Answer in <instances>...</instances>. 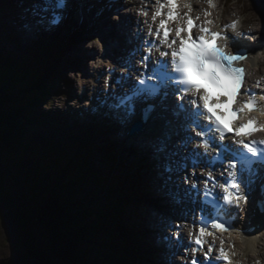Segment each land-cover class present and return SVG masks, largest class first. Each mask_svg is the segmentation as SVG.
<instances>
[{"label":"clouds","instance_id":"1","mask_svg":"<svg viewBox=\"0 0 264 264\" xmlns=\"http://www.w3.org/2000/svg\"><path fill=\"white\" fill-rule=\"evenodd\" d=\"M123 3L131 6L124 11L134 14L132 34L139 40L135 61L121 66L103 59L105 46L96 37L84 45L100 53L88 62L89 70H104L105 94L115 93L123 78L131 79L148 99L160 95L161 100H170L185 133L177 147H187L199 160L211 162L192 160L196 166L178 178L190 190L192 201L198 199L214 211L209 218L196 209L188 219L172 222L164 240L179 254L166 255L165 264H264V228L249 234L246 219L254 213L250 189L253 192L258 185L264 196V35L259 16L251 22L255 12L242 11L241 0ZM120 19L112 16L114 22ZM52 23L56 26L58 21ZM150 62L156 67L166 63L168 78L161 81L150 71ZM67 76L81 95L85 85L90 97L98 87L96 80L82 79L80 72ZM70 104L76 106L75 101ZM90 104L85 101L84 107ZM154 107L149 105V110ZM229 147L250 157L243 176L238 162L224 158L222 148ZM192 190H198L199 197ZM255 207L264 214V201L257 200ZM156 242L160 243L159 236Z\"/></svg>","mask_w":264,"mask_h":264},{"label":"rangeland","instance_id":"2","mask_svg":"<svg viewBox=\"0 0 264 264\" xmlns=\"http://www.w3.org/2000/svg\"><path fill=\"white\" fill-rule=\"evenodd\" d=\"M23 2L24 0H0V3L2 4L0 7V51L3 49L5 52L4 55L0 54V172L3 173L2 177L5 181V183L3 182V184H5L4 188L5 191L8 192V194L12 198V205L17 206L18 204L19 208L17 210H20L19 213H14L13 211H11L10 213L9 210H11V207L4 206L0 203V264H3L4 260L8 262L7 264H34L33 254H35V252L33 251L32 246L29 247L27 246V244V248L24 246L25 237L23 231L18 226V224L20 225V221L19 219H17V224L14 221L13 216L17 217L22 215L25 223H27L28 225V229L30 230L29 233L33 234V239L36 240V243L34 242L33 244H36L37 247L43 249L39 250L40 252L43 251L44 253H49L47 231L45 229L43 231L42 229L41 232H39V230L37 229V226L45 227L46 223L44 221H39L41 223L39 224L38 220H36L35 217H37V219L38 217L40 218V216L45 210L49 213L51 212V208L47 209V205L49 203L47 201L50 199L52 192H57L58 194H61L62 202H69L72 205H75L73 202L75 196L78 198H82V202L84 204V207H82V209H85V211L94 207L91 210L92 213L89 211V214L92 217L90 215L86 217V219H88V226L90 227V230L87 232V235L90 237H87L88 242L86 243V246L88 251H92L93 254L90 258L91 260L86 258V262L89 261L88 264H108V253L110 252L111 255L112 252H117L118 254H116L120 258V255L124 254L120 252V250H122L120 247H122L123 245L130 247L129 243L132 244L134 242V236L136 234L139 239L143 242H145V238H147L149 241L153 240L152 237L151 240L148 237L150 236L149 234H152V232H147V227L143 222V224L140 225V233L136 232L138 230L137 227L139 226V218L141 219L147 217V226L149 227L151 221H155V219L163 220L162 216L164 212L165 214L168 213L164 206L160 205L165 200V195L163 194H165L166 192L161 187V185L159 186L160 191H158V188L156 187L157 182L165 183L164 179L162 178L163 175L158 173V176L150 174L151 176L147 177V175H145V168L143 169V167L138 164L142 161L143 156L152 158L151 153L147 152L143 148V146H141V140L134 142L135 144L128 140L129 144H133L132 155L129 158L131 163L127 167V171L130 173V177L124 176L123 170L121 171L123 176L117 175L116 168L112 172V174L106 175L107 172L104 168H102L100 172L99 165H103L105 162L108 163L106 155L103 151V149L106 147L105 143L110 144V142L112 141L109 139H111L113 136L112 134L105 136L104 133L106 131H104V128L106 129V127H108L109 125H113V123L111 122L110 124L107 123L106 120H104V123L106 124H104V126H100L98 129L97 127L91 126L93 125L91 124V119H88L87 121L85 115L86 113H84V100L90 98L88 85L84 86L83 94L81 95L79 93V89L76 86L75 81L69 80L68 76L64 75L62 77H64V80L67 81V83L62 84L61 78L58 81L55 80L56 82H59L58 87L61 88V92L59 93V95L51 94L50 92L45 93L44 91V96H42L41 99L39 98L40 92H37L35 88L37 87V85L39 86V84H37L39 83L37 81V75L40 72V67L38 69L35 68L33 72L32 68L29 67L28 63L22 64V62L24 63V61L28 60L29 58L31 59V63H35L31 56H27V50L24 52L23 55H19L18 52H15L19 50V47H27L29 45L28 42L32 40V37L35 42L40 38L34 36L31 37L29 35V32H27L29 31V21H26V24H24L22 18L24 13L28 11L27 9L31 8L32 5ZM29 2L34 3V0H29ZM241 2L244 4V8L242 9V11L255 12V16L249 17L251 22H255V17L259 16V26L260 29H262L263 27L261 23L264 22V16L260 15V9L258 8L262 7L261 12L264 14V4L261 2V0H241ZM6 3L8 4L7 6H5ZM3 5L5 6V10H3ZM42 15L46 16L45 13ZM46 19L48 20L49 18L46 16ZM6 27L7 29H5ZM68 27H70L71 29V24ZM3 29H5L6 32L5 30L2 31ZM10 36L15 37V42L6 39L7 37L11 38ZM81 41H83V44H86L84 40ZM59 43L60 40L57 41L56 49L53 46L49 49L48 53L43 54L52 55L54 49L61 50ZM9 44H12L13 46L10 47ZM52 44L55 45L54 43ZM114 44V41H110L106 45L104 44V54L110 52L109 49L111 48L115 49L116 46L114 47ZM15 46L16 48H14ZM37 47L38 54L39 51L42 52V48H40L39 46ZM99 55L100 53L96 49H87V51L84 52L82 50H78V48H73L69 56L74 58L76 57L77 59H80L81 62H70L69 70L75 72L76 66H78L80 71L81 69L83 71H90L88 62L90 60H95ZM10 57L12 59H16L18 62H21L19 64L22 65L23 68H25L24 72L27 75L26 79L22 80V75H19L18 67L20 65L16 66L17 68L12 67L15 65L10 64L13 63L12 61H10ZM66 60V57L63 56L62 63L64 66H67L69 68V62H67ZM2 61H4L3 65H1ZM97 70L98 71H92L93 76L89 79L96 80L97 77H104V75L101 76L100 73L104 72V70ZM43 73L44 72H42V74ZM60 73L61 75L62 73L67 74L66 69H61ZM41 76L42 75H40V77ZM86 79H88V77H86ZM102 84L103 78L100 81V85ZM30 87H33L31 90L32 92L30 91ZM51 88L52 86H49L50 90ZM33 89L36 91H33ZM61 96L64 97L63 100H60ZM67 98H69L70 102L75 101L76 106H72L70 102L67 105H64V102H66ZM90 101L91 104H93V101L95 102V96L94 100ZM58 103H62L64 107H57ZM43 105H49V110H54L52 112H49L48 109H45L43 107ZM40 106L42 108L41 110ZM74 110L77 111L76 114H73ZM23 111H25L26 113H23ZM69 111L71 112L69 113ZM80 113L83 117H81L82 120L77 122L76 119H78ZM8 114H14V116L17 117L20 116L19 123L22 127L21 129H23V133H17V135H19V138L16 139L17 143L15 146L3 144L4 141L2 136L7 126V123L5 121H8ZM95 120L99 121L100 119L96 118ZM76 126L82 127L76 128ZM88 126L90 131L86 136L83 137V130ZM48 129L49 131L47 132ZM47 133L49 134V136ZM65 133L72 134L70 138H68L69 135H67L66 138V140L69 139L65 143L66 145L68 143L67 148L69 150L67 155L68 157L66 156V159L61 158L59 149L57 148L64 147V144L61 142V139L64 137ZM50 134H55V137L52 138ZM63 140L65 139L63 138ZM115 140L117 144H119L118 138L115 137ZM25 141H29V143L25 144ZM70 143L73 144L74 148L71 149L69 145ZM120 143H122L124 146L126 145L124 144L126 143V141ZM81 146L83 147V153H81ZM135 150H137V152ZM48 151H50V153ZM118 151L119 150H116L117 153ZM54 153L57 154L54 155ZM69 158H73L74 162L76 163L73 164V167L68 168V163H70ZM103 159H106V161L104 162ZM163 162L164 161H160V165ZM84 163H86L87 165L86 171L81 168ZM148 163H150L151 166H154V161L152 159L148 161ZM146 164L147 162L145 163V165ZM120 168H122V165L120 166ZM81 169L83 170V173L81 172ZM137 169H143V176L147 179V181H150L151 187L147 188L144 184H140L143 188L135 187L134 189H130L131 185L135 186L136 184L132 182L133 175H138L141 179L140 171ZM159 169L160 168H156V171L158 172ZM77 171L80 173V175H84L82 177H85V187H82L81 181L78 180ZM113 174H115L116 176L113 177ZM99 177L108 179L109 182L111 181L109 183V187H111L112 185L119 186L124 193L129 194L132 202H130V199L127 198V201L129 203H127V205L125 206H120L119 201L116 200L115 206L113 207L111 205V201L114 198L110 196L112 195L111 192L101 197L98 194L95 195V193L97 192L95 189L104 186V184L106 183H101L100 179H95ZM126 177L130 179L128 180ZM166 178L167 177H165V180ZM88 179H90V181ZM122 185L124 188H122ZM174 187L175 184L173 183L172 188ZM160 193L162 194L160 195ZM99 197L101 203H98ZM136 198L143 199L139 201L141 203L140 205L136 203ZM168 198L171 197L168 196ZM171 199L173 200V198ZM5 200L7 201L8 198H6ZM132 203L135 207L136 216H139V214L142 212V215L138 218L133 217L134 208H132ZM76 204L79 205L77 202ZM78 209L80 208L78 207ZM111 209L115 210L118 215L119 213L122 214L119 217L116 215V219L120 217L123 218L121 219L123 228H118L120 233L118 231H115L114 234H110L111 236H107L106 234H103V232L107 229L108 226H114L113 221L111 220L113 219L114 214L110 212L108 215L112 218H108V216L103 215V213L104 211H108ZM20 213L22 214L20 215ZM50 215L47 216V220H49L50 222L53 220L54 223H56L58 217H54L53 215L51 217ZM64 216L65 215L62 214V217ZM60 221H63V219ZM56 224L57 227L53 228V230L59 233L60 230L63 229V227H60V223ZM70 228L71 227L66 229L70 230ZM153 229L156 230L158 233L161 232V229L155 227H153ZM33 239L31 238V240ZM57 240L59 241L57 242V245H59L60 240L58 238ZM126 240L128 244L125 243ZM137 242L138 240L136 239V243ZM63 244L65 246L68 245L66 241ZM91 244H93L94 246H92ZM81 245L83 246V244ZM110 246H113L114 249L109 250L108 248ZM56 248L58 247L56 246ZM137 249L139 252L141 251V248ZM175 251H177L178 254V250ZM133 252H135V250ZM126 254L132 256V258L129 257V259L135 262V264H147L151 260H153L154 262L158 261V254L152 253L150 250L146 251L142 256L136 255V259H134V256L132 254H129V252ZM45 256L46 257L43 258V260L46 262L45 264H69L56 259L54 255ZM114 261L119 262V259ZM127 264L131 263L129 262Z\"/></svg>","mask_w":264,"mask_h":264},{"label":"bare ground","instance_id":"3","mask_svg":"<svg viewBox=\"0 0 264 264\" xmlns=\"http://www.w3.org/2000/svg\"><path fill=\"white\" fill-rule=\"evenodd\" d=\"M24 2H26V3H29V4H33V3H31V2H29V0H24ZM23 2V3H24ZM93 2H96V1H93ZM103 3V2H102ZM96 5H98V3H95ZM1 3H0V7H1ZM99 5H101L100 3H99ZM103 5H104V3H103ZM32 8V7H31ZM100 8V6L99 7H97V9H99ZM117 8V7H116ZM115 8V9H116ZM259 9H260V15L261 16H264V14L261 12L262 11V7H258ZM41 9V8H40ZM84 9L85 8H80V10H78V13H76V15H73V16H71L70 17V19H69V15H68V18L66 19V20H68L67 22H69L70 24H71V29H70V27H68V26H66V27H64L63 26V24H64V22H65V18H62L61 17V19H60V21L62 22V24H60V25H56V26H53V21H55V18H53L52 20L51 19H46V16H44V15H42V14H44L45 12H43L44 10H42V14L39 16V18L38 17H36L34 14H33V12H32V9H30V11H26L25 13H24V15H23V21H24V24H26V21H29L28 22V25H29V31H27V32H29V35L32 37V36H34V37H40L39 38V40H36V42L33 40V37H32V40H30L29 42H28V46L27 47H19L18 49L19 50H17V51H15V52H21V53H23V51H22V49H24L25 51L27 50V56H31V55H33V53H35V55L32 57L31 56V58L35 61V63H36V65H35V68L36 69H38L39 67H40V65H39V62H42V54L43 53H48V51H49V49L50 48H52L53 46H54V48L56 49V44H57V41L58 40H60V43L61 42H64V44H60L59 43V45H60V49L61 50H65V52H64V57H66V61L67 62H69V68L67 67V66H64L63 65V63H62V66H63V68H65L66 69V73L68 74V72H70V62H72V63H74V62H81V60L80 59H77L76 57L74 58V57H71V56H69L70 54H71V50L73 49V48H75V49H77L78 48V50H82V51H84V52H86L87 51V49L84 47V45L85 44H83V41H81L80 39H81V37L79 38V40H77L76 42H69V40L71 39V34H70V32H73V31H78V32H80V31H84V30H82V29H88L89 31H91L93 34H97L98 36H100V39H102V36H104L105 35V32H108L109 33V36L111 37V35H114L113 36V38H121L122 36H121V34L120 33H117V31H115V33L113 34V32H114V30H115V26H116V24L114 23V22H111V17L110 16H112V15H110V13L109 12H107V11H105V12H103L100 16H98V17H96L97 18V20L95 19V21H94V23H93V20L91 19V18H89L88 16H87V13H85L84 12ZM101 11V10H100ZM99 11L98 10H95V11H93L92 13L90 12V15H91V17H95L96 15H97V13H98ZM122 12H123V10H120V14H121V19H122V21H123V23H124V27L126 28V29H132V26L130 27L129 25H125V23H127V21H128V18L126 17V16H128L127 15V13L126 12H123V13H126V14H122ZM119 13V12H118ZM115 15H117V13H115ZM1 18V17H0ZM26 19V20H25ZM81 19H83V22L82 23H80V20ZM4 20H5V15H4ZM38 20H39V22H38ZM97 21V22H96ZM108 24H107V23ZM42 23H43V25H42ZM49 23H50V25H49ZM46 25H47V27H46ZM66 25V24H65ZM120 27H123V24L122 23H120V24H118ZM51 26H53V27H51ZM80 30V31H79ZM260 33H262V34H264V31H263V28L262 29H260ZM76 34H78V33H76ZM41 35V36H40ZM82 35L83 36H86V34H84V33H82ZM68 36H70V38H68ZM109 36H108V38H109ZM11 38H9V37H7L6 39H9V40H12L13 42H15V37H13V36H10ZM88 38V41L89 40H91V39H93L92 38V36H90V37H87ZM95 38H96V36H95ZM47 42H50V43H47ZM85 41V40H84ZM88 41H85V43H87ZM109 41H105L104 42V44L106 45L107 43H108ZM52 43H54L55 45H53ZM76 43H77V45H76ZM19 44H20V42H19ZM120 48H122L123 46H125L123 43L121 44V42L120 41H117V43H116ZM119 44H121V45H119ZM10 45V47H12L13 45L12 44H9ZM37 46H39V47H41L42 48V52L41 51H39V53L37 54V52H38V47ZM62 47H64V49H62ZM114 47H115V44H114ZM14 48H16V46L14 47ZM55 49H54V53H56L55 52ZM61 52V51H60ZM0 53L1 54H5V52H4V50L2 49L1 51H0ZM127 53V52H126ZM16 54V53H15ZM36 55H37V57H36ZM50 55V54H49ZM130 55H134V54H130ZM119 56H120V58H121V62H122V65H123V62H124V64H125V61H127V56L125 55V54H123L122 52H120V54H119ZM19 57V56H18ZM16 60V59H15ZM31 59L29 58L28 60H26L27 62H29L30 63V65H32V63H31V61H30ZM1 61V60H0ZM7 61H9V60H7ZM10 61H12V59L10 60ZM1 64L3 65L4 64V61H2L1 62ZM7 64H8V62H7ZM13 65H14V63H12ZM48 64V66H51V65H49V63H47ZM29 65V64H28ZM30 65H29V67H30ZM127 66V65H126ZM14 67H16V66H14ZM17 68V67H16ZM58 69H60L59 67H58ZM32 70H33V72H34V68H32ZM96 71H98V70H96ZM65 72V71H64ZM81 73H85V72H88V73H85L86 74V77H88V78H91L92 76H93V74H92V71H91V75H89L88 76V74H89V71H83V70H81L80 71ZM101 73V76H103V75H105V72H100ZM86 77H84L85 79H86ZM67 78V77H66ZM101 78V80H102V78L103 77H100ZM120 79H122V78H120ZM70 80V79H69ZM100 80V81H101ZM116 80H117V77H116ZM119 87L121 88V84H119ZM37 88H38V86L35 88L36 90H37ZM45 91V89H42V93L41 94H43V92ZM72 100H74V99H72ZM71 100V101H72ZM85 100H87V99H85ZM85 100H84V102H85ZM94 100V99H93ZM92 100V101H93ZM149 100V99H148ZM88 101V100H87ZM150 101V100H149ZM70 102V100H69V98H67V100H66V102H64V105H67L68 103ZM134 102V101H133ZM148 102V101H147ZM151 102V101H150ZM93 104H94V101H93ZM92 105V104H91ZM89 106L88 108H85V111H84V113H86L85 115H86V119H87V121H88V119L90 120H92V122H91V124H93V125H91V126H93V127H97L98 129H99V127L100 126H104V124H106V123H104L105 121L104 120H106L107 121V123H110L111 124V119L109 118V117H104L103 116V114H97V115H95V114H92L91 112H93V110L95 109V108H93V106ZM150 104H148V106H149ZM97 106H100V103L97 105ZM155 106V105H154ZM164 107H166L168 110H173V106H172V104L169 102V101H167L166 103H164ZM145 108V110L143 109L142 111H143V113H142V115H143V117L147 120V119H149L148 121H151V119L157 114V112H159V108L157 107V110L154 108L153 110H149V107H144ZM101 110V109H100ZM98 111V112H101V111ZM129 111V110H128ZM148 111V112H147ZM71 111H69V113H70ZM76 110H74L73 111V114H76ZM132 113V112H131ZM128 114H130V113H128ZM80 116H82L81 115V113L79 114V117H78V119H76L77 120V122H79L80 120H82V118L80 117ZM100 119L99 121L98 120H95V119ZM131 118L132 117H130L129 119H126L127 121H126V124H125V126L123 125V126H120L119 124H117V126H116V131H112L110 134H112L113 136H112V138L111 139H109V140H111L112 142H115V143H117L116 142V140H115V137L116 138H118V140H119V143L120 142H123V141H126V143H124V144H126L125 145V147L127 148V149H129L130 150V153L128 154V152L127 153H124V151L122 152V150L120 149V151H118V153L116 152V150H117V148H120L119 146L118 147H113L112 146V144L110 145V144H106L105 143V145H106V147L103 149V151H104V153H105V155H106V158H108L109 156H107L110 152H112L113 154L111 155L112 157H111V159L113 160V161H115L116 162V164H117V168H116V174L117 175H121V176H123V174L121 173V171L123 170L122 168H124V167H126V170H127V167H128V165L131 163L130 162V156L132 155V150H133V147H132V145L133 144H135L134 142H136V141H138V140H141V142H142V145L141 146H143V148L147 151V152H149V153H153V152H155L156 150L157 151H159V148H153V147H150V145H149V142L148 141H146V139L145 138H143L141 135V133H139V131H130V127H128V122L131 120ZM151 118V119H150ZM110 121V122H109ZM113 123V122H112ZM113 125H114V123H113ZM79 127H82V126H76V128H79ZM49 131V129L47 130V132ZM54 131V130H53ZM90 131V129H89V126L87 127V128H85L84 130H83V137L84 136H86L87 134H88V132ZM105 131L107 132V130L105 129ZM106 132L104 133V135L106 136L107 134H106ZM131 133V134H130ZM48 134V133H47ZM56 134V133H55ZM55 134L54 135H52V134H50V136L52 137V138H54L55 137ZM131 136H130V135ZM67 135H69V137L68 138H70L71 136H72V134H67V133H65V135H64V139L65 140H63V138L61 139V142L64 144V148H66L67 150L65 151V153H66V155H68V152H69V150H68V148H67V145L65 144L68 140H66V138H67ZM48 136H49V134H48ZM74 136V135H73ZM105 136H103V137H105ZM133 136V137H132ZM103 137H101V138H103ZM128 140L130 141V142H133V144L131 145V144H129V142H128ZM80 142V141H79ZM120 144H122V143H120ZM123 145V144H122ZM62 148V147H61ZM80 149H81V153H83V147L81 146L80 147ZM124 149V148H123ZM136 152H137V150H135ZM49 153H50V151H48ZM125 152H126V150H125ZM139 153V152H138ZM55 154H57V153H55ZM119 154V155H118ZM126 154V155H125ZM156 156H157V158H158V160H159V162L160 161H164V156L160 153V152H157L156 153ZM195 156V155H194ZM187 157V156H186ZM196 157V156H195ZM197 158V157H196ZM199 158V157H198ZM127 159V160H126ZM155 159V158H154ZM72 160H73V158H72ZM104 160V162L106 161V159H103ZM156 160V159H155ZM157 161V160H156ZM186 162H187V160H186ZM189 162H191V158L188 160V163ZM71 164H72V166H70V167H73V162H71ZM139 165H141L142 167H143V162L141 161V162H139L138 163ZM163 164V163H162ZM161 164V165H162ZM122 165V168H120V166ZM192 167V166H191ZM69 168V167H68ZM81 168H83L84 169V171H86L87 170V165H86V163H84V165L81 167ZM102 168H104L105 170H106V168H108V164L105 162L103 165L101 164V165H99V169H100V172H101V169ZM90 169V168H89ZM143 169H144V167H143ZM142 169V170H143ZM142 170L140 171V174H141V179L139 178V176L138 175H133V179H132V182H134L135 180H137L139 183H138V185L136 186V187H141V188H143L140 184H142L141 183V180H142V182H144L143 184L145 185V187H147L146 186V184L147 183H149L150 181H147V179L146 178H144V176L142 175L143 173H142ZM72 171V170H71ZM119 172V173H118ZM146 172V171H145ZM147 173V172H146ZM158 173H160L161 175H163V176H165V177H167V174L164 172V171H162V169L160 168L159 169V171H158ZM114 176H116L115 174H113V177ZM136 178H135V177ZM162 176V178L164 179V181H165V177H163ZM180 176L179 175H174V178L171 180V181H167V184L166 183H163V182H157L156 183V187L158 188V191H160L159 190V186L161 185V187L165 190V194H163V195H165V197H164V202H162L160 205L161 206H164V208L167 210V211H169V208L170 207H174L176 204H177V202H178V200L179 199H181L182 198V193H183V189L184 188H186V190H188V191H190L187 187H185V186H183L182 185V183H179L178 182V178H179ZM89 181H90V179H88ZM95 181V180H94ZM96 183V182H95ZM95 183H93V184H95ZM146 183V184H145ZM173 183L175 184V187L174 188H172V186H173ZM178 185V186H177ZM119 186H117V185H112L111 187H110V189H112V190H114L115 188L117 189V190H119V191H122L121 189H120V187L118 188ZM149 187V186H148ZM147 187V188H148ZM122 188H124L123 187V185H122ZM166 188V189H165ZM123 192V191H122ZM164 193V192H163ZM111 194L113 195V197L112 198H114V199H116V200H118L114 195H116L115 193H113V192H111ZM162 193H160V195H161ZM250 194H251V204H252V208L254 209V213H252V212H250L249 213V215H248V217L246 218L247 220H248V224H247V232L249 233V234H253V233H255V232H258V231H260V229L261 228H264V214H261L258 210H256V201L257 200H262V201H264V196H262L261 194H260V190H259V186L257 185L256 187H255V189L253 190V192L251 191V189H250ZM168 196L169 197H171V198H173V200L171 199V198H168ZM159 198H160V196H159ZM205 206H203L202 208H201V210L204 208ZM160 208H163V207H160ZM106 209V208H105ZM197 209V203H196V205H195V207H194V211ZM210 210H211V208H209ZM109 211V212H108ZM108 211H104V212H108V213H112V214H115V215H117L118 216V214H117V212L115 211V210H108ZM207 216H209V218L211 217V215H209V214H206ZM121 219H123L122 217H120ZM147 218V217H146ZM35 219H37L36 217H35ZM147 221H148V218H147ZM37 222V221H36ZM146 223V219L145 218H139L138 219V223H139V226L137 227L138 228V230H137V232L136 233H140V225L141 224H143V223ZM135 223V222H134ZM136 224V223H135ZM260 224H262V226L260 225ZM137 234L134 236V242H136V239L138 240V242H137V247H139L140 246V248L141 247H146V243L145 242H143L142 240H140L139 239V237L137 236ZM145 240L146 241H148V239L147 238H145ZM125 243H127L128 244V242H127V240L125 241ZM130 244V247H131V243H129ZM130 247H128V246H126V245H123L122 247H120L121 249L122 248H128L129 250H132V248H130ZM137 250V251H136ZM135 251L137 252V254H134V253H132V255L134 256V259H136V255H139V256H142L146 251H148V250H145V249H143V248H141V251L139 252L138 251V249H135ZM166 252V251H165ZM179 254V253H178ZM158 257V261H156V262H154L153 260H151V261H149L147 264H159L160 262H165L164 260H162V259H165V257H166V255H164V254H160V256L158 255L157 256ZM202 259V258H201ZM129 262L131 263V264H135V262H133L132 260H130L129 259Z\"/></svg>","mask_w":264,"mask_h":264},{"label":"trees","instance_id":"4","mask_svg":"<svg viewBox=\"0 0 264 264\" xmlns=\"http://www.w3.org/2000/svg\"><path fill=\"white\" fill-rule=\"evenodd\" d=\"M22 51H23V53L19 52L18 54L23 55L25 50L22 49ZM42 77H44V73L42 74V76L40 78H42ZM41 83L39 84V86L37 85L38 83L33 84V85L38 86L37 92H40V94L38 93L40 99L42 96H44L43 94H41L42 89H45V93H47L46 92L47 85L41 84ZM31 88H33V87H31ZM33 91H36V90L33 89ZM23 113H26V112L23 111ZM8 115H9L8 121H5L7 123V126L5 129V132H3V136H2L3 141H4L3 144L4 145L9 144L10 146L11 145L15 146L17 143L16 139L19 138V135H17V133H23V129H21L22 127L19 123L20 116L17 117V116H14V114H8ZM5 118H7V117H5ZM8 122H9V124H8ZM20 129H21V131H20ZM4 133H5V135H4ZM24 143L25 144L29 143V141L28 142L25 141ZM109 157H112V156H109ZM61 158H63V157H61ZM72 162H74V161L72 160ZM70 166H72L71 162L68 163V167H70ZM0 167H1V165H0ZM81 172H82V169H81ZM2 175H3V173L0 172V203L4 206L9 207L7 202L12 201V198L10 197L8 192L5 191V188H4L5 184H3V182L5 183V181L3 180ZM77 178L81 182H84V180H85V177H82V175H80L79 172L77 174ZM4 198L5 199L8 198V200L6 201ZM61 199H62L61 194H58L57 192H52L50 199L47 201V202H49L47 205V209L51 208L52 209L51 212L49 213L45 210L42 213V215L40 216V218L38 217V219H36V220H38L39 224H41L39 221H44L46 223L45 227L44 226L43 227L37 226V229L39 230V232H41L42 229H43V231H44V229L47 231V236H48L47 242H49L48 243V251H49L48 254L44 253L43 251L40 252L39 250H43V249H40V247H37L36 244H33L34 242L36 243V240H34V241L31 240V238L33 239V236H32L33 234L29 233L30 230L28 229V225H27V223H25L22 215L18 216L23 220V222L26 226L25 229L24 228L23 229L27 234V236H26L28 239L27 240V243H28L27 246H29V247L32 246L33 251L35 250V254H33L34 264H45L46 262L43 260V258L46 257L45 255H47V256L54 255V257H56V259H58L62 262H65V263H69V264H88L89 261L86 262V258L90 259L91 256L93 255L92 251H88L87 246H86V243L88 242L87 237H90L87 235V232L90 230V227L85 224L86 220H87L86 217H88V215H90L89 210L85 211V209H82V207H84V204L82 202V198H78L75 196L74 201H73L75 205H72L69 202L63 203ZM76 202L80 206L77 205ZM74 206H76V207H74ZM78 207L80 209H78ZM63 211H65V212H63ZM62 214H64L66 216V218H65V216L62 217ZM108 214H109L108 212L103 213V215L108 216V218H110L111 216H109ZM49 215L51 217H52V215L54 217H56V216L58 217V220L56 223H60V227L61 226L63 227V229H61L59 233L55 232L53 230V228L57 227V224L54 223L53 220L51 222L49 220H47V216H49ZM120 215H122V214L119 213L118 217ZM43 216H44V218H43ZM62 219H63V221H60ZM111 220L113 221L114 218ZM115 224H117L118 228H123L121 218H117L115 220ZM69 227H71L70 230H67L66 228H69ZM57 238L60 240L59 245H57V242H59L57 240ZM61 239L63 242L61 241ZM65 241L68 244L66 246L63 244ZM81 244H83V246ZM91 245L94 246L93 244H91ZM56 246L58 248H56ZM120 252L124 253L123 255H120V258L118 257L117 252H116L117 254H115L119 259V262L116 261V262H118V264L129 263V257L132 258V256H129L126 253L129 252V254H132V253L137 254L136 251L133 252V250H129L128 248H126V249L122 248V250H120ZM108 254L110 255V252ZM100 256H103V255H100ZM27 259H29V258H27ZM118 259H116V257L113 258V260H118Z\"/></svg>","mask_w":264,"mask_h":264},{"label":"water","instance_id":"5","mask_svg":"<svg viewBox=\"0 0 264 264\" xmlns=\"http://www.w3.org/2000/svg\"><path fill=\"white\" fill-rule=\"evenodd\" d=\"M263 1V4H264V0H262ZM7 204L9 205V207H11L10 209L11 210H9V212L11 213V211H13L14 213H19L20 212V210H17L18 208H19V206H18V204H17V206L15 205V206H13L12 204H13V202L12 201H9V202H7ZM22 213H20V215H21ZM17 215V214H16ZM13 218H14V221L16 222V220L17 219H19V221H20V225L18 224V226H19V228L23 231V234H24V237H25V247L27 248V246H26V244H28L27 243V234H26V232L24 231V229H25V224H24V222H23V220L21 219V218H19L18 216L17 217H15V216H13ZM24 228V229H23ZM34 240V239H33ZM28 249H29V247H28ZM29 251V250H28ZM34 252H35V250H34Z\"/></svg>","mask_w":264,"mask_h":264},{"label":"snow or ice","instance_id":"6","mask_svg":"<svg viewBox=\"0 0 264 264\" xmlns=\"http://www.w3.org/2000/svg\"><path fill=\"white\" fill-rule=\"evenodd\" d=\"M169 171H171V169H169Z\"/></svg>","mask_w":264,"mask_h":264}]
</instances>
